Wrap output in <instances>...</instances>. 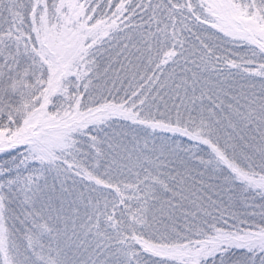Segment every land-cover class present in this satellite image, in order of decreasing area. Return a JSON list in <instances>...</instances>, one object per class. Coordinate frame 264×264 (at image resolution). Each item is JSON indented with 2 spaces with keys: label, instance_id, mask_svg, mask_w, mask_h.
<instances>
[{
  "label": "snow or ice",
  "instance_id": "obj_1",
  "mask_svg": "<svg viewBox=\"0 0 264 264\" xmlns=\"http://www.w3.org/2000/svg\"><path fill=\"white\" fill-rule=\"evenodd\" d=\"M0 264H264V0H0Z\"/></svg>",
  "mask_w": 264,
  "mask_h": 264
}]
</instances>
